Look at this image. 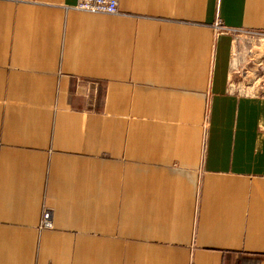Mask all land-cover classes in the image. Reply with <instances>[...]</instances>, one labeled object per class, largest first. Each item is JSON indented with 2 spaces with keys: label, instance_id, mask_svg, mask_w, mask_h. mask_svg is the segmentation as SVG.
<instances>
[{
  "label": "crops",
  "instance_id": "1",
  "mask_svg": "<svg viewBox=\"0 0 264 264\" xmlns=\"http://www.w3.org/2000/svg\"><path fill=\"white\" fill-rule=\"evenodd\" d=\"M76 4L0 0V264H264V0Z\"/></svg>",
  "mask_w": 264,
  "mask_h": 264
},
{
  "label": "rangeland",
  "instance_id": "2",
  "mask_svg": "<svg viewBox=\"0 0 264 264\" xmlns=\"http://www.w3.org/2000/svg\"><path fill=\"white\" fill-rule=\"evenodd\" d=\"M242 37H254L257 40L253 42L252 48L249 47L250 43L244 44L243 54H249V49H252V53L246 58L243 55V63L247 66L245 71L236 73L233 77V86L240 90L264 94V33L242 32Z\"/></svg>",
  "mask_w": 264,
  "mask_h": 264
},
{
  "label": "built area",
  "instance_id": "3",
  "mask_svg": "<svg viewBox=\"0 0 264 264\" xmlns=\"http://www.w3.org/2000/svg\"><path fill=\"white\" fill-rule=\"evenodd\" d=\"M119 5L120 0H77L76 8L85 12L115 15L120 12ZM216 28L219 32H227L219 23ZM41 228H53V213L50 209L43 212Z\"/></svg>",
  "mask_w": 264,
  "mask_h": 264
},
{
  "label": "bare ground",
  "instance_id": "4",
  "mask_svg": "<svg viewBox=\"0 0 264 264\" xmlns=\"http://www.w3.org/2000/svg\"><path fill=\"white\" fill-rule=\"evenodd\" d=\"M257 39L254 38V37H242V36H238L236 38V42H237V48H236V51H235V68H239L241 67L240 63H239V60L237 59L238 57H242L244 55V58H246L248 55H250L252 53V49H249V54H243L241 48L238 50L239 47H241L240 45H242V43L246 44V43H250L249 44V47H253L254 44L253 42H255Z\"/></svg>",
  "mask_w": 264,
  "mask_h": 264
}]
</instances>
